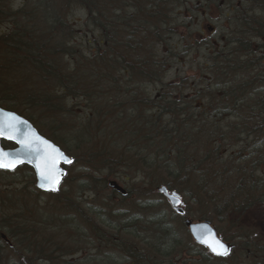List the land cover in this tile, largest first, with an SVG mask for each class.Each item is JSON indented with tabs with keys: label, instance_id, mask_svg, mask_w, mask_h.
<instances>
[{
	"label": "trees",
	"instance_id": "16d2710c",
	"mask_svg": "<svg viewBox=\"0 0 264 264\" xmlns=\"http://www.w3.org/2000/svg\"><path fill=\"white\" fill-rule=\"evenodd\" d=\"M188 1L21 0L14 8L0 0V24L10 25L0 28V107L23 115L36 129L41 128L39 120L47 118L50 126L42 127L49 130L48 139L73 163L80 162L85 172L78 177L103 182L98 184L103 189L111 177L139 178L141 187L147 182L156 188L165 186L201 209L214 208L212 217L203 213L199 218L211 222L219 237L231 245L230 254L214 257L191 240L183 243L162 214L129 217L131 224L142 228L141 233L129 235L138 239L141 248L125 239L102 242L105 222L93 217L97 211L90 209L88 216L66 201L59 203L63 214L58 234L50 239L37 241L33 228L5 220L10 232L4 235L2 248L15 249L18 259L10 264H88L89 259L67 260L83 250L77 244L71 250L65 242L69 231L77 238L74 243L79 242L80 215L88 216L86 243L94 245L92 250L97 252L102 243L112 244L122 255L120 260L129 264H173L175 253L180 254V264H264V236L248 226L231 224L234 214L240 220L249 208L264 204V150L259 151L264 142L257 144L254 139L259 133L258 117L227 115L219 109L199 111L202 96L209 94L200 84L203 74L192 88L184 79L163 83L170 62L179 56L170 48L161 54L164 36L173 31V12ZM262 2L248 0L255 9L247 8L238 18L259 43L264 42V19L258 18L264 11ZM229 44L238 46L230 39ZM223 63L221 59L219 65ZM243 76L235 77L237 82ZM207 79L210 84L212 79ZM231 81L225 95L231 98L232 110L248 113L249 107L239 100L237 82ZM232 118L235 123L229 122ZM67 178L68 174L64 181ZM110 192L113 198L116 191ZM128 194L125 190L121 196L126 199ZM52 195L62 197L60 190ZM135 195L139 198L145 192L135 189ZM145 206L136 204L137 209ZM148 230L150 237L143 234ZM171 246L172 253L165 252Z\"/></svg>",
	"mask_w": 264,
	"mask_h": 264
},
{
	"label": "rangeland",
	"instance_id": "374dc122",
	"mask_svg": "<svg viewBox=\"0 0 264 264\" xmlns=\"http://www.w3.org/2000/svg\"><path fill=\"white\" fill-rule=\"evenodd\" d=\"M5 6H9V3L16 8L19 6L21 0H4ZM180 2V1H179ZM178 2V3H179ZM264 5V0L262 2ZM250 8L255 9L248 0H228L225 3L223 0H190L187 5L181 9L175 10L172 14L171 33H167L164 36L166 45L161 49V54L168 53V48L173 52L176 50L179 56L176 60H173L169 64V72L165 75L163 83L168 81L178 82L180 79L188 81L191 88L198 83V79L203 74V79L200 84L203 91L207 90L209 94L202 96V110L203 113H212L219 109L224 113L231 114L232 116L248 115L250 117H258L255 121L257 124L258 134L254 135V139L257 144L264 142V42L259 43V39L250 37L249 33L244 31L241 24L238 22V18L243 12ZM257 12V9L255 10ZM78 16L79 13L77 12ZM256 14V13H255ZM259 19H264V11L258 15ZM77 18L75 13L74 19ZM6 23H1L0 28L5 29ZM9 25V24H8ZM76 25V24H75ZM213 28L212 31L208 30V27ZM242 30V34L241 31ZM229 39L238 43V46L234 47L229 44ZM251 51H248V49ZM224 50V51H223ZM235 51H241L239 54H234ZM221 52V54H220ZM224 52V53H223ZM245 54L241 59L242 54ZM221 59L223 64L219 65ZM212 64V68L210 67ZM225 65V66H222ZM225 68V69H223ZM244 74L245 76H243ZM238 75L243 76L238 82L235 77ZM210 76L212 81L207 84V77ZM233 80L237 82L238 86H244L243 93H241L239 100H243V104L249 107L248 113H241L239 111H233L231 103H229L230 97H226L225 91L228 90ZM195 84H194V83ZM197 87V86H196ZM209 88V89H207ZM226 97V98H224ZM232 97V96H231ZM246 102V103H245ZM232 113L236 114L233 115ZM23 116V115H22ZM39 120L41 128L37 130L47 137L45 132H49L46 127L50 124L49 120ZM224 121L223 126L226 125ZM229 122L235 123L234 118ZM50 126V125H49ZM48 138V137H47ZM263 149L259 151L264 150ZM263 167V164H262ZM83 166L78 163H73L67 167L68 178L61 184L59 190L62 193V197H55L52 193H43L37 191L35 187V176L31 168L23 166L15 170L14 172H1L0 171V247L6 244V239L3 236L7 235V222L17 220V226H26V228H33L34 235H37L35 239L46 240L50 239V235L58 234L56 227L58 219L62 216L63 212L60 211L59 203L62 205L67 201V204H75L80 207L84 213H88L90 216V209L93 212L94 218H97L101 223V220L105 222L102 224L103 231H101L102 242H109L108 240H124L130 243H134L137 247H143L142 244H138V239L129 236L131 233H141V227L139 224H131L129 217L139 214V216H146L152 218L153 216H164V221L174 230L179 239L183 243L191 240L186 227L183 223V217L178 216L170 207L167 199L157 192V188L153 185L146 186L140 185V179L130 178L127 181H123L117 178H108L106 180L116 181L126 191H129L126 199L122 198L121 194L116 192V195L111 196L110 188H101L98 186L103 182L92 181V178L78 177L83 174ZM260 169L257 172L261 174ZM150 181V180H149ZM135 189L145 192L143 196H136ZM64 192V195H63ZM140 204L148 205L145 207L136 208V200ZM183 208L186 211V217L194 222L204 221L200 220V215L204 213V216L210 218L214 215L212 212L214 208L203 206L199 208L189 199L182 198ZM223 209V208H222ZM70 220L75 225V217L70 212ZM238 215V214H237ZM234 214L231 217V224H241L242 226L250 228L259 235L264 236V204H257L241 216L240 220ZM88 216H82L81 222L76 223L77 231L80 229L79 242L77 238H74L73 233L69 231V236L65 237L67 246L72 250L74 244L83 246V250L76 255H72L67 260H77L78 262H87L88 264H129V261L123 262L122 255L117 252L116 247L112 244L102 243L99 250L94 252L92 250V243L88 245L86 239L89 234ZM87 217V218H86ZM202 217V216H201ZM7 222H6V221ZM207 220V219H205ZM214 220V219H213ZM215 222V220H214ZM70 223V224H71ZM123 229L120 230H111ZM130 229V231H128ZM111 234L107 236L106 233ZM12 234V230H11ZM32 234V236H34ZM144 236L150 237V230L143 233ZM136 236V235H135ZM9 238V237H8ZM89 240V238H88ZM95 243V242H93ZM65 246L62 243L61 246ZM186 245V244H185ZM10 248V247H9ZM173 246L167 251L172 253ZM0 250V251H1ZM184 254H187V248H183ZM194 253V252H192ZM199 254L196 250L195 257ZM89 256V257H88ZM174 259L173 264H180L177 260L180 258V254L175 253L172 255ZM238 256V255H237ZM236 256V258H238ZM20 257V256H19ZM73 257V258H72ZM96 258L93 260L91 258ZM3 258L7 263H13L17 259L15 249L10 251L3 250ZM184 256L182 257V259ZM235 258V260H236ZM110 259V260H109ZM118 260V261H117ZM4 262V261H3ZM240 264V262H238Z\"/></svg>",
	"mask_w": 264,
	"mask_h": 264
},
{
	"label": "water",
	"instance_id": "95a60500",
	"mask_svg": "<svg viewBox=\"0 0 264 264\" xmlns=\"http://www.w3.org/2000/svg\"><path fill=\"white\" fill-rule=\"evenodd\" d=\"M208 30L212 31L213 28L211 27ZM0 125L5 127L6 133L14 137L13 139H9L8 135L0 136V151L7 153L8 159L16 161L14 169L0 168V170L14 171L18 167L28 166L33 170L35 176L34 185L39 191L56 192L66 175L65 168L72 164L66 163L63 157H68L73 162L72 158L65 154L54 142L39 134L27 119L2 107H0ZM1 141L9 142L13 144V147L3 148L1 147ZM18 141L31 142L30 147H26ZM45 161L48 162L49 166L53 163L55 165L51 170V184L41 175L44 171ZM41 185L44 186L42 187ZM53 185L55 190H53ZM107 186L120 194H125V190L116 181H108ZM157 191L167 199L170 207L176 214L184 216L183 204L178 193L174 191L169 192L165 186L159 187ZM183 223L192 240L196 244L206 248L211 255L221 256L212 253L208 247V244L216 241L223 243L229 249L227 255L230 254L231 246L218 237L215 228L209 221L194 222L184 217ZM202 240L205 242H202Z\"/></svg>",
	"mask_w": 264,
	"mask_h": 264
},
{
	"label": "snow or ice",
	"instance_id": "6c2138e0",
	"mask_svg": "<svg viewBox=\"0 0 264 264\" xmlns=\"http://www.w3.org/2000/svg\"><path fill=\"white\" fill-rule=\"evenodd\" d=\"M11 127V125H9ZM8 135L9 139H13L11 135L5 132V127L3 125H0V136ZM22 145L26 147H30L31 142H25V141H18ZM64 161L66 163H72L71 159L68 157H63ZM16 161L8 159V154L4 153L3 151H0V168H5V169H14ZM55 165L54 163L49 166L48 162L45 161L44 165V171L41 173L42 177L49 183L51 184V170L54 168ZM42 187L44 185H41ZM53 190H55V187L53 185ZM202 242H205L202 240ZM208 247L210 248L211 252L214 253L215 255H227L229 252V249L225 247L223 243H220L218 241L213 242L211 244H208Z\"/></svg>",
	"mask_w": 264,
	"mask_h": 264
},
{
	"label": "bare ground",
	"instance_id": "6f19581e",
	"mask_svg": "<svg viewBox=\"0 0 264 264\" xmlns=\"http://www.w3.org/2000/svg\"><path fill=\"white\" fill-rule=\"evenodd\" d=\"M252 37H254L255 39H256V36L255 35H252ZM262 39H264V36H262L261 37ZM244 86H238L237 88H238V90L239 91H241V93H243V90H244V88H243ZM233 115H236V114H234V113H232ZM229 115H231V114H229ZM175 192V191H174ZM177 193V192H176ZM3 238H5L4 236H3ZM0 250H1V247H0ZM0 253H1V251H0ZM2 264H9V263H7L5 260H4V262L2 263Z\"/></svg>",
	"mask_w": 264,
	"mask_h": 264
},
{
	"label": "flooded vegetation",
	"instance_id": "af4514ba",
	"mask_svg": "<svg viewBox=\"0 0 264 264\" xmlns=\"http://www.w3.org/2000/svg\"><path fill=\"white\" fill-rule=\"evenodd\" d=\"M9 26H10V25H8V24H7V27H6V29H8V28H9Z\"/></svg>",
	"mask_w": 264,
	"mask_h": 264
}]
</instances>
